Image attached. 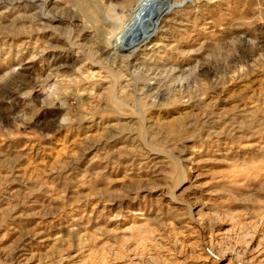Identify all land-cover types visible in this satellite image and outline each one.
Wrapping results in <instances>:
<instances>
[{
    "label": "rangeland",
    "instance_id": "374dc122",
    "mask_svg": "<svg viewBox=\"0 0 264 264\" xmlns=\"http://www.w3.org/2000/svg\"><path fill=\"white\" fill-rule=\"evenodd\" d=\"M263 38L264 0H0V264H264Z\"/></svg>",
    "mask_w": 264,
    "mask_h": 264
},
{
    "label": "bare ground",
    "instance_id": "6f19581e",
    "mask_svg": "<svg viewBox=\"0 0 264 264\" xmlns=\"http://www.w3.org/2000/svg\"><path fill=\"white\" fill-rule=\"evenodd\" d=\"M235 34V33H234ZM238 34V33H237ZM264 39V38H263ZM259 44L264 45V40H262L261 42H259Z\"/></svg>",
    "mask_w": 264,
    "mask_h": 264
}]
</instances>
